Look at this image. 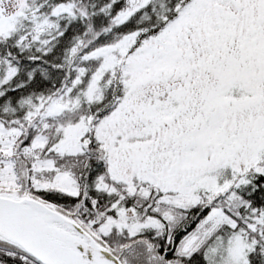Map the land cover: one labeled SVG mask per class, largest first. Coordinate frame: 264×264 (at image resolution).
Listing matches in <instances>:
<instances>
[{
    "label": "snow or ice",
    "instance_id": "1",
    "mask_svg": "<svg viewBox=\"0 0 264 264\" xmlns=\"http://www.w3.org/2000/svg\"><path fill=\"white\" fill-rule=\"evenodd\" d=\"M0 264H264V0H0Z\"/></svg>",
    "mask_w": 264,
    "mask_h": 264
}]
</instances>
